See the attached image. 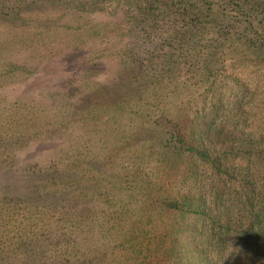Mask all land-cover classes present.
Instances as JSON below:
<instances>
[{"label":"trees","instance_id":"trees-1","mask_svg":"<svg viewBox=\"0 0 264 264\" xmlns=\"http://www.w3.org/2000/svg\"><path fill=\"white\" fill-rule=\"evenodd\" d=\"M34 6L55 8L43 21L35 17L53 28L2 25L34 23ZM24 11L32 13L24 17ZM71 14L78 15L68 29L61 21ZM15 53L23 64L12 59ZM249 57L253 68L264 69V0H0V89L32 72H76L84 79L110 72L105 60L118 66L116 87L127 92L115 101L117 110L130 109L124 126L132 130L121 148L135 151L136 180L118 186L130 200L123 212L131 205L132 225L145 217L146 204L163 211L167 222L157 245L164 264H264V123L256 121L257 81L242 82ZM76 91H60L57 100L46 90L60 102L53 116L68 117L53 122L55 131L85 133L99 121V101L84 94L79 102ZM73 122L79 126L70 128ZM89 142L86 137L74 148L67 140L45 163L0 155V264H67L77 252L73 234L86 222L76 217L85 208L74 179L85 164L115 169L119 160L113 153L96 157L91 151L98 143ZM6 147L0 140V149ZM154 168L165 183L149 177ZM74 170L80 171L61 179ZM19 178L31 182L18 187L21 194Z\"/></svg>","mask_w":264,"mask_h":264},{"label":"rangeland","instance_id":"rangeland-1","mask_svg":"<svg viewBox=\"0 0 264 264\" xmlns=\"http://www.w3.org/2000/svg\"><path fill=\"white\" fill-rule=\"evenodd\" d=\"M35 8L34 6V8L31 9L34 15L38 11L39 12L34 16V23H2V25H19L26 28L34 26V30L40 25L53 28L54 26H51L52 23L48 21L39 22L35 17L39 15V20L43 21L44 18L42 14L49 13L52 9L55 10V8L46 7L38 11H35ZM22 13L25 15L24 17H26L32 12L24 11ZM77 15L78 14H76V16ZM76 16L73 14L67 15L65 19L60 21L69 29V26H74L76 24ZM106 16H98L97 19L104 21V19L107 18ZM57 23L59 22L57 21ZM109 30L112 31V34L116 33V30L113 28H109ZM42 39L40 38L41 42H43ZM13 49L15 48L13 47ZM111 49L112 48H110V51L113 52ZM16 54L17 53L11 55L12 59L17 58L15 60H17L19 64H23L25 61H21V57ZM253 60H255L253 57H249L245 60V63H247V65L249 63L252 67L246 66L241 69L244 77L242 82L243 85L245 84V87H248V85L253 87L252 80L257 81L258 93L255 96V98H257L256 106L259 107L261 111L256 112V121H261L263 126L264 69L262 70L259 66L253 68L255 65ZM111 62V60H105V62H103L104 64L107 63L106 70H110V72L105 71L104 73L103 71L94 73L90 75L91 77L88 75L87 78L84 79L82 76H75L76 72H73L71 75L65 74L66 72H64L56 77H52L50 74L38 77L34 76L32 72L18 75L17 81L13 86L0 89V140L4 142V145H7L4 150L0 149V155L6 153L14 154L18 156V158L24 157L26 160L32 158L31 160H35L34 162L45 163L46 160L54 157L53 153L54 150H56L55 147L67 140L69 142H74L72 145L74 148L80 146L81 143L84 145L83 142L86 137H88L91 142H97L98 144L94 146L93 150H90L91 153H99L96 157L103 156L107 153H113L114 156H117L116 158L119 159L117 160L118 162H116L117 166L115 169L113 167V169H111V167L104 169L103 167H95L92 164H85L81 171L74 170L66 172V174L61 176V179L72 178L77 171H80L74 180L79 183L77 189L84 190L83 193L80 194L81 198L79 200L82 202L80 204L83 205L85 210L81 213L77 212L78 215L76 217L82 221L85 219L83 222L86 223L83 229L78 228L74 231V239L72 241L76 244L77 252H73L74 254L67 264H82L79 260L83 257L91 262H83V264H164L162 263L164 260L163 246L157 245V243L160 244L158 238L163 235L161 232L163 231L165 222H167L163 221L166 220L163 211H159L158 209L154 210V207H149V205L146 204L148 211L146 215L144 213L145 217L142 216L137 224L132 223L133 226L129 224V222L132 221L128 212L131 205L128 206L126 204L125 209L127 212H123L124 204L126 202L130 203V200L127 193L118 186L126 183H134L136 181L133 179L130 172V169L134 168V165L131 163V161H133V156L130 155H134L135 151H130L128 148H121V139L129 136L132 131L129 126H124L126 121L130 118V109L124 112L117 110V103L115 101L116 95L118 94L123 97L127 90L123 87H116L122 75L116 76V74H113L118 66L116 65L115 67L114 64L111 66ZM30 63L33 64V62ZM227 64H229V62H227ZM233 69H235L233 66L228 68V75L231 74ZM123 76H125V78L128 77L126 75ZM233 78V75L229 77L227 87L224 88V92L227 95L230 92V90H228L229 87L234 85L231 82ZM89 87L91 91L86 93ZM72 88L77 89L76 99L79 100V102L85 101L81 96L86 94V98L91 99L93 97L92 99H97L100 103V108L95 112L99 121H97L95 125L86 126L85 133L83 131L79 134H70L68 132L58 131V129L55 131L54 129V121H66L68 117L53 116L52 110L58 108L60 105L56 103L60 102H52V100L48 98L49 95L46 90L48 89L58 100L60 91ZM112 90L114 91L111 92ZM129 105L130 104H127V107ZM79 123L80 122L70 123L69 127H78ZM37 127L41 128L42 132L37 133ZM24 141L27 143L19 146L21 142ZM91 142H89V145L93 146ZM128 157L131 159L130 161L126 159ZM152 172L153 175H149L151 178L163 177L164 174L161 173V170L156 168H154ZM19 180L15 181V183L18 185L16 187L17 192L21 194L22 191L18 190V187L30 185L31 182L25 181L26 184H23L25 182H22L21 178H19ZM165 182L166 178L164 179L163 177L162 183ZM115 184H117V186H114ZM159 184L160 183L157 182V185ZM141 187L146 189L147 185L144 184L141 185ZM104 190H106V193ZM157 193L159 194V192ZM28 195L29 196L25 198L30 200L31 195ZM66 204L69 205L70 203ZM77 205L78 203L75 206L76 208ZM78 209L81 208L79 207ZM91 210L94 214H90ZM148 215H150L151 218H147ZM147 220H151L150 225L147 223ZM77 222L79 221L74 220L72 226H78L79 224ZM176 223L177 225L180 223L179 226H182L186 225L188 222H179L178 220ZM156 234L160 235L155 237ZM162 244L164 245V243ZM166 258L165 256V259Z\"/></svg>","mask_w":264,"mask_h":264}]
</instances>
